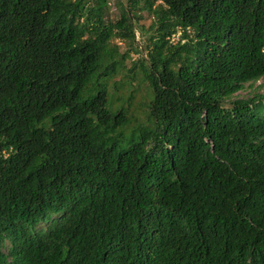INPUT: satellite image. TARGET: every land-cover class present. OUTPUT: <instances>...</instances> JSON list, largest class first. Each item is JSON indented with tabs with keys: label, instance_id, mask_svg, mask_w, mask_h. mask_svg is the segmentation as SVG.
<instances>
[{
	"label": "trees",
	"instance_id": "trees-1",
	"mask_svg": "<svg viewBox=\"0 0 264 264\" xmlns=\"http://www.w3.org/2000/svg\"><path fill=\"white\" fill-rule=\"evenodd\" d=\"M105 5L0 0V264H264V0Z\"/></svg>",
	"mask_w": 264,
	"mask_h": 264
},
{
	"label": "rangeland",
	"instance_id": "rangeland-1",
	"mask_svg": "<svg viewBox=\"0 0 264 264\" xmlns=\"http://www.w3.org/2000/svg\"><path fill=\"white\" fill-rule=\"evenodd\" d=\"M106 5L103 8V15L104 19L107 22H114L120 18L121 11H127L130 9L129 0H105ZM143 2H140L137 9L134 11L136 12L135 17L133 18L134 23V30H135V46L139 49L142 47L140 43L146 44L147 39L151 36V31L148 30L153 22L152 15L145 9H143ZM132 11V10H129ZM132 11V13H134ZM139 28H143L145 32H141ZM179 35V34H178ZM177 36L175 37L174 41L177 40ZM119 48L121 53L130 52V46L125 41L120 39H115L113 41ZM138 49V50H139ZM140 56L141 51L139 50ZM138 59V55L131 52L130 56L127 58L125 62L126 69H129L132 65L133 61ZM264 92V78L257 82L256 84H246L244 89L233 96L230 99L224 101L225 106H229L230 103L237 99H248L253 97L255 94H262Z\"/></svg>",
	"mask_w": 264,
	"mask_h": 264
},
{
	"label": "built area",
	"instance_id": "built-area-1",
	"mask_svg": "<svg viewBox=\"0 0 264 264\" xmlns=\"http://www.w3.org/2000/svg\"><path fill=\"white\" fill-rule=\"evenodd\" d=\"M178 34H179V33L172 35L171 38H170V41L173 42L174 39H175V37H176V36H177V37L179 36Z\"/></svg>",
	"mask_w": 264,
	"mask_h": 264
}]
</instances>
